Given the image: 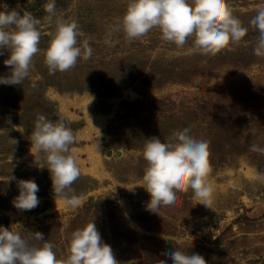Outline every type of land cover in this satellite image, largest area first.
<instances>
[{"label":"rangeland","instance_id":"1","mask_svg":"<svg viewBox=\"0 0 264 264\" xmlns=\"http://www.w3.org/2000/svg\"><path fill=\"white\" fill-rule=\"evenodd\" d=\"M47 2L0 0L40 19L42 34L29 78L0 84V226L36 246L33 233H43L58 259L70 254L71 234L94 221L121 264H172L164 255L173 247L169 237L207 264H264V154L250 150L264 148V56L254 54L258 31L250 25L264 0H229L248 32L232 51L215 56L193 50L191 39L183 48L167 43L158 29L132 42L122 32L110 36L129 0H56L58 14L79 24L78 39L88 40L93 54L55 75L44 62L55 31L44 22ZM8 58L4 50L0 76L10 73ZM41 114L58 115L76 136L71 153L81 175L72 188L82 197L76 209L54 197L45 154L31 146ZM185 128L209 144L214 211L189 190L177 193L175 206L151 213L142 183L145 139L165 142ZM21 179L39 186L40 204L31 211L12 204Z\"/></svg>","mask_w":264,"mask_h":264},{"label":"clouds","instance_id":"2","mask_svg":"<svg viewBox=\"0 0 264 264\" xmlns=\"http://www.w3.org/2000/svg\"><path fill=\"white\" fill-rule=\"evenodd\" d=\"M0 7L3 8L0 11V55L7 51L9 58L4 64L10 68L8 75L0 76V84L21 85L30 76L34 57L41 52V20L28 11L21 14L16 9L9 10L6 4ZM44 11V22L55 29L44 50L49 75L71 71L79 59H90L93 49L88 40L78 39L79 24L58 14L56 0H48ZM250 25L258 31L254 54L264 56V6L257 8ZM154 29L161 32L163 41L178 48L193 40V50L205 56L232 51L248 32L234 15L229 0H129L123 17L112 26L109 35L122 32L132 42ZM105 42L115 46L112 39ZM93 100L91 96L89 104ZM30 136L31 146L45 154L54 197H59L70 209L80 207L82 197L72 188L81 175L76 157L71 153V146L76 142L72 128L64 119L52 120L41 114ZM9 140L13 145L18 143L16 139ZM250 150L264 154V148L256 145ZM209 156L208 142L194 138L188 128L174 131L165 142L156 136L145 139L143 157L147 167L142 183L150 197L146 210L157 214L161 207H173L177 193L189 190L197 204L213 210L215 195L209 178L212 171ZM17 187L19 195L12 201L17 210L31 211L39 206V186L34 180H18ZM33 234L34 239L41 242L40 246L31 244L19 232L0 226V264H121L111 246L102 240L94 221L71 234L70 254L66 259L57 258L54 244L47 242L43 233ZM168 240L173 241V247L164 255L172 264H207L202 255L186 254L171 237ZM127 264H137V261L130 260Z\"/></svg>","mask_w":264,"mask_h":264},{"label":"trees","instance_id":"3","mask_svg":"<svg viewBox=\"0 0 264 264\" xmlns=\"http://www.w3.org/2000/svg\"><path fill=\"white\" fill-rule=\"evenodd\" d=\"M57 117L59 118V116L56 115V116L51 117V119H52V120H55Z\"/></svg>","mask_w":264,"mask_h":264}]
</instances>
